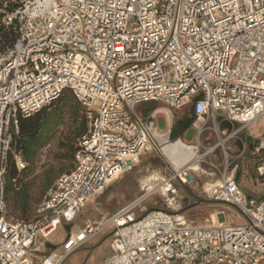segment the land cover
Instances as JSON below:
<instances>
[{"label": "built area", "instance_id": "obj_1", "mask_svg": "<svg viewBox=\"0 0 264 264\" xmlns=\"http://www.w3.org/2000/svg\"><path fill=\"white\" fill-rule=\"evenodd\" d=\"M0 10V25L15 35L0 46V264H63L111 228L104 264H264V136L242 151L259 158L260 197L240 187L227 147L264 119V0H0ZM65 90L84 107L88 126L74 168L56 180L32 221L9 218L5 176L19 117L50 107ZM145 103L191 107L196 144L172 141L155 112L139 117ZM220 121L239 128L222 133ZM209 128L218 142L202 146ZM164 138L195 151V160L175 165L163 154ZM217 152L220 165L212 160ZM150 153L165 164L154 186L142 180L137 201L72 231L85 205ZM14 161L27 168L21 153ZM201 177L210 178L204 196L234 207L245 225L229 224L224 211L217 224L213 215L206 225L188 217L182 190ZM156 194L163 208L136 216ZM62 225L70 233L58 253L48 241Z\"/></svg>", "mask_w": 264, "mask_h": 264}, {"label": "trees", "instance_id": "obj_2", "mask_svg": "<svg viewBox=\"0 0 264 264\" xmlns=\"http://www.w3.org/2000/svg\"><path fill=\"white\" fill-rule=\"evenodd\" d=\"M3 17L0 10V22ZM14 38V32L5 31L0 25V46ZM194 121V116L182 119L183 130L189 129ZM87 129L85 109L70 90H65L59 100L38 114L29 118L19 117V131L14 134L5 176L6 214L9 218L22 222L33 220L36 208L56 180L74 168L75 155ZM174 130L171 131L172 141H176ZM49 143H52V148L42 158ZM55 149L54 157L59 167H44L40 174L37 173ZM14 153L22 154L27 163L25 170H18ZM252 159L257 165L259 158L252 156Z\"/></svg>", "mask_w": 264, "mask_h": 264}, {"label": "rangeland", "instance_id": "obj_3", "mask_svg": "<svg viewBox=\"0 0 264 264\" xmlns=\"http://www.w3.org/2000/svg\"><path fill=\"white\" fill-rule=\"evenodd\" d=\"M165 127L166 125L164 121L160 119V130H164ZM249 131L258 136H264V119L261 118L257 120L250 127ZM195 135V131H191L186 139L192 140ZM55 151L56 149L53 151L52 156L49 157V159L45 161V163L41 166L42 168L39 167L37 173L41 172L44 167H59V164L57 163V160L54 157ZM203 152L204 150H201L198 155H201ZM246 162L248 163V166L255 169L256 162L252 159L251 155L247 156ZM164 166L165 164L163 162L162 156L157 153H150L142 156L133 172L118 180L116 183L111 185L102 195L96 197L85 205L80 215L73 223L72 231H78L79 229L84 227V223L88 219H94L97 221H100L102 219H108L120 210L128 207L129 205L137 201L144 194V192L141 191L140 182L142 180L150 181L147 180L146 177L153 172H160L161 169H164ZM201 167L209 173L212 172V169L206 163H202ZM152 181L154 184L156 181H158V178L155 182L154 180ZM208 181H210V178L208 177H201L196 180V182ZM114 186L115 188H113ZM183 190L186 191L185 188H183ZM200 199L201 202H198V204L200 205L199 210L195 211V213H191V215L189 214L190 218L193 219L195 222L201 225L209 224L212 222L211 216L214 215L213 218H215L213 220L217 224L218 219L215 215L219 211H224L226 213L225 221L229 224L238 226H243L246 224V219L244 218V216L239 214L234 207L230 205L217 204L211 202L204 195H201ZM187 205L188 203L187 201H185L184 207H186ZM161 208H163L162 200L159 195L156 194L146 200L140 206H138L135 209V214L136 216L140 217L142 216L144 209L150 211L153 209ZM35 216L36 212L33 219L35 218ZM68 227V225H62L58 229V231L51 236L48 241L52 244L53 247L56 248L58 253H60V246L66 241L68 237ZM112 232L113 229L111 228L105 233L96 237L86 246L82 247L81 249L77 250L75 253L70 255L64 261L63 264H102L104 260L112 254V250L110 248V236Z\"/></svg>", "mask_w": 264, "mask_h": 264}, {"label": "crops", "instance_id": "obj_4", "mask_svg": "<svg viewBox=\"0 0 264 264\" xmlns=\"http://www.w3.org/2000/svg\"><path fill=\"white\" fill-rule=\"evenodd\" d=\"M153 112H155L157 115L158 127H159L160 119H162L166 125L164 130H160L159 128L160 131L166 132L167 135H169L171 138V131L173 128H175L174 133L176 136V140H181L182 142L189 145L196 144L198 140L197 134L192 140L186 139L191 131H195V129L193 128V124L189 129L183 130L184 123H181L182 119L186 120L191 116H194L191 107H187L182 111H172L158 103H145L138 107L136 113L139 117L146 118ZM209 127H211V124L209 125ZM238 128H239L238 124H230L228 122L220 121V131L222 133L228 134L229 132L235 131ZM249 129L241 133L240 140L238 139L230 140L227 143V147L229 149L230 161L233 163V165H237L238 167L236 170V176L240 187L247 195L251 197H260L261 196L260 185L255 173V169L248 166V163L246 162L247 156H249V154L242 153L245 142L248 145V147L251 148L252 143L261 137L251 133ZM199 140L202 146L214 145L218 142V139L211 130V128H209V130L203 133ZM212 160L216 164L220 165L223 162V157L221 152H217L215 156L212 158ZM162 170L163 169H161V171ZM146 178L147 180H150L149 182L153 183L152 180H154V182L157 180V178L159 180V173L153 172ZM204 183L205 182H196L192 184L186 189L187 192L182 190L186 197L185 201H187L188 203V205L184 208L185 213L187 215L189 214L191 215V213H195V211L199 210L200 205L198 204V202H201L200 196L204 195L202 192V186ZM104 262L102 264H104Z\"/></svg>", "mask_w": 264, "mask_h": 264}, {"label": "bare ground", "instance_id": "obj_5", "mask_svg": "<svg viewBox=\"0 0 264 264\" xmlns=\"http://www.w3.org/2000/svg\"><path fill=\"white\" fill-rule=\"evenodd\" d=\"M162 140H163V145H164L163 154L167 156L175 165L179 166L182 162H192L195 160L197 154L195 153V151H192V149L186 148L179 143L173 144V145L167 144L165 138ZM195 167L197 168V166ZM159 179H160V175H159ZM143 182L144 184H146V186H149V187L154 186V184L149 181L145 180Z\"/></svg>", "mask_w": 264, "mask_h": 264}, {"label": "water", "instance_id": "obj_6", "mask_svg": "<svg viewBox=\"0 0 264 264\" xmlns=\"http://www.w3.org/2000/svg\"><path fill=\"white\" fill-rule=\"evenodd\" d=\"M188 217L190 218V216L188 215ZM68 234L70 233V227L67 228ZM53 247V246H52Z\"/></svg>", "mask_w": 264, "mask_h": 264}, {"label": "flooded vegetation", "instance_id": "obj_7", "mask_svg": "<svg viewBox=\"0 0 264 264\" xmlns=\"http://www.w3.org/2000/svg\"><path fill=\"white\" fill-rule=\"evenodd\" d=\"M113 188H115V186H114ZM113 188H112V189H113Z\"/></svg>", "mask_w": 264, "mask_h": 264}]
</instances>
